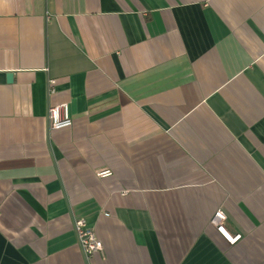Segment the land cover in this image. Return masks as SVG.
Returning <instances> with one entry per match:
<instances>
[{"label": "crops", "instance_id": "crops-1", "mask_svg": "<svg viewBox=\"0 0 264 264\" xmlns=\"http://www.w3.org/2000/svg\"><path fill=\"white\" fill-rule=\"evenodd\" d=\"M77 218L90 264H264V0H0V264H87Z\"/></svg>", "mask_w": 264, "mask_h": 264}, {"label": "built area", "instance_id": "built-area-1", "mask_svg": "<svg viewBox=\"0 0 264 264\" xmlns=\"http://www.w3.org/2000/svg\"><path fill=\"white\" fill-rule=\"evenodd\" d=\"M49 84V94L53 95L55 93L53 81H50ZM48 121L51 130L71 128L74 121L70 113V105L68 103L50 105L48 109ZM97 175L101 179L110 178L113 176V171L110 169H102L98 171ZM228 222L229 217L227 213L223 209H219L215 212L210 224L230 245H235L242 240L243 236L241 233L230 232L227 226ZM73 227L77 235L78 245L81 248L87 264H90L96 254L103 252V243L98 238L96 232L89 227L84 218L74 219Z\"/></svg>", "mask_w": 264, "mask_h": 264}]
</instances>
